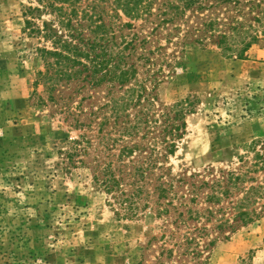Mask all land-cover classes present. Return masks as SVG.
Listing matches in <instances>:
<instances>
[{
    "label": "rangeland",
    "instance_id": "rangeland-1",
    "mask_svg": "<svg viewBox=\"0 0 264 264\" xmlns=\"http://www.w3.org/2000/svg\"><path fill=\"white\" fill-rule=\"evenodd\" d=\"M31 5L36 3L0 0V264H264V214L232 234L210 230L201 259L183 255L185 233L201 223L189 222L187 229L149 211L130 219L115 215L111 197L89 168L67 158L72 142L82 134L93 138L97 125L90 131L78 127L59 99L39 101L47 95L43 85L35 86L44 70L37 48L52 47L27 28L24 12ZM52 20L43 16L36 24ZM142 27L138 21L133 30L152 32L153 27ZM259 35L246 60L223 56L213 40L192 42L182 34L169 43L164 33L152 36L148 48L164 47L166 60L159 104L182 102L187 112L186 134L168 164L176 181L245 169L254 158L251 148L264 147V36ZM96 91L73 96L72 106L83 96L105 93ZM83 110L79 122L86 124L91 101ZM253 176L261 183L264 172ZM203 197L195 209L206 208Z\"/></svg>",
    "mask_w": 264,
    "mask_h": 264
},
{
    "label": "trees",
    "instance_id": "trees-1",
    "mask_svg": "<svg viewBox=\"0 0 264 264\" xmlns=\"http://www.w3.org/2000/svg\"><path fill=\"white\" fill-rule=\"evenodd\" d=\"M32 1L36 6L25 9V24L52 47L37 48L44 70L35 86L43 85L47 95L39 101L59 99L63 113L76 117L78 127L90 131L97 125L93 138L82 134L72 142L67 158L74 166L89 168L94 182L111 197L117 217L130 219L149 211L177 228L201 223L184 235L183 255L193 259L202 258L201 243L210 230L232 234L260 220L264 179L258 183L253 175L264 172V147L251 148L254 158L245 169L220 170L218 176L206 170L211 176L175 180L168 164L186 134L187 112L182 102L159 104L164 47H148L154 34L164 33L169 43L183 36L198 43L213 40L223 56L246 60L259 34L264 36V0ZM43 16L53 20L37 25ZM138 21L142 28L153 27L152 32L145 36L143 29L134 31ZM100 89H105L101 98L83 96L72 106L73 96ZM87 101L89 122L82 124ZM202 195L206 208L195 209Z\"/></svg>",
    "mask_w": 264,
    "mask_h": 264
}]
</instances>
